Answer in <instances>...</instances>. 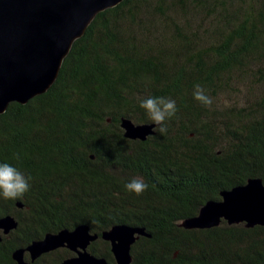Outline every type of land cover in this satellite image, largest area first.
Instances as JSON below:
<instances>
[{"label":"trees","instance_id":"1","mask_svg":"<svg viewBox=\"0 0 264 264\" xmlns=\"http://www.w3.org/2000/svg\"><path fill=\"white\" fill-rule=\"evenodd\" d=\"M197 84L210 107L193 98ZM149 96L176 101L166 134L139 107ZM122 118L152 132L127 138ZM0 163L31 177L22 198L0 197V217L17 221L0 228V264L80 224L97 235L88 251L109 264L102 232L120 224L144 230L129 264H264V225L182 224L222 190L264 184V0H122L99 12L51 86L0 113ZM133 177L148 184L139 196L124 189ZM69 255L59 247L24 258L61 264Z\"/></svg>","mask_w":264,"mask_h":264},{"label":"water","instance_id":"2","mask_svg":"<svg viewBox=\"0 0 264 264\" xmlns=\"http://www.w3.org/2000/svg\"><path fill=\"white\" fill-rule=\"evenodd\" d=\"M122 0H0V113L9 103H26L45 92L56 79L64 57L75 39L99 12L116 6ZM123 134L131 139H145L153 124L120 122ZM221 199H210L196 215L183 220L187 228H208L220 221L245 222L246 226L264 225V184L260 178H249L244 184L220 192ZM17 226L14 217H0L5 233ZM144 230L126 224L113 225L102 232L110 242L116 264L131 262L130 247ZM97 237L85 224L73 229L47 232L25 248H17L12 258L17 264H29L24 253L34 260L42 253L66 247L75 254L61 264H109L103 257L88 251Z\"/></svg>","mask_w":264,"mask_h":264},{"label":"clouds","instance_id":"3","mask_svg":"<svg viewBox=\"0 0 264 264\" xmlns=\"http://www.w3.org/2000/svg\"><path fill=\"white\" fill-rule=\"evenodd\" d=\"M193 98L203 106L210 107L213 99L199 84L194 86ZM139 107L145 111L148 118L156 126L153 130L166 134L167 121L172 119L178 109L176 101L168 97H146L139 100ZM19 160V155L14 157ZM30 176H25L17 167L9 163H0V197L5 200H16L23 197L30 188ZM148 188L142 177H133L124 184L126 192L139 196Z\"/></svg>","mask_w":264,"mask_h":264},{"label":"flooded vegetation","instance_id":"4","mask_svg":"<svg viewBox=\"0 0 264 264\" xmlns=\"http://www.w3.org/2000/svg\"><path fill=\"white\" fill-rule=\"evenodd\" d=\"M65 248H66V247H65ZM70 251H71V250H70ZM71 252H72V255H69V256H67V257H65V258H68V257L73 256V255L75 254L73 251H71ZM65 258H64V259H65ZM64 259H63V260H64Z\"/></svg>","mask_w":264,"mask_h":264},{"label":"rangeland","instance_id":"5","mask_svg":"<svg viewBox=\"0 0 264 264\" xmlns=\"http://www.w3.org/2000/svg\"><path fill=\"white\" fill-rule=\"evenodd\" d=\"M239 96H240V95H237V96H235V98H238V99H239ZM239 100H240V99H239Z\"/></svg>","mask_w":264,"mask_h":264}]
</instances>
